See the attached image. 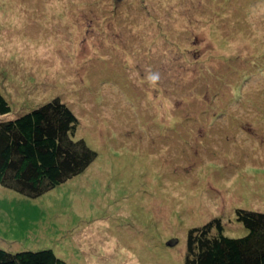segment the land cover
<instances>
[{"label": "rangeland", "instance_id": "374dc122", "mask_svg": "<svg viewBox=\"0 0 264 264\" xmlns=\"http://www.w3.org/2000/svg\"><path fill=\"white\" fill-rule=\"evenodd\" d=\"M0 90V119L60 97L99 154L42 196L0 183L2 248L186 264L192 228L264 213V0H0Z\"/></svg>", "mask_w": 264, "mask_h": 264}, {"label": "trees", "instance_id": "16d2710c", "mask_svg": "<svg viewBox=\"0 0 264 264\" xmlns=\"http://www.w3.org/2000/svg\"><path fill=\"white\" fill-rule=\"evenodd\" d=\"M13 111L0 90V116ZM80 119L60 97L9 119H0V183L35 198L80 175L98 152L78 136ZM243 237L226 235L215 218L188 234L186 264H264V213L238 209ZM0 264H69L54 249L12 252L0 247Z\"/></svg>", "mask_w": 264, "mask_h": 264}, {"label": "bare ground", "instance_id": "6f19581e", "mask_svg": "<svg viewBox=\"0 0 264 264\" xmlns=\"http://www.w3.org/2000/svg\"><path fill=\"white\" fill-rule=\"evenodd\" d=\"M59 62V61H58Z\"/></svg>", "mask_w": 264, "mask_h": 264}]
</instances>
